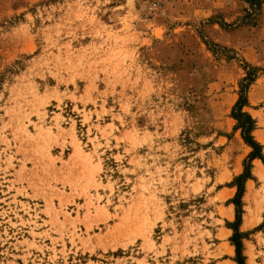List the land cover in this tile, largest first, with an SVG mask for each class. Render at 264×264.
<instances>
[{"label": "rangeland", "instance_id": "obj_1", "mask_svg": "<svg viewBox=\"0 0 264 264\" xmlns=\"http://www.w3.org/2000/svg\"><path fill=\"white\" fill-rule=\"evenodd\" d=\"M247 1L0 0V264H264Z\"/></svg>", "mask_w": 264, "mask_h": 264}, {"label": "trees", "instance_id": "obj_2", "mask_svg": "<svg viewBox=\"0 0 264 264\" xmlns=\"http://www.w3.org/2000/svg\"><path fill=\"white\" fill-rule=\"evenodd\" d=\"M252 8V13H255L256 9L261 7L264 3V0H248L247 1ZM253 83L252 74H249L248 77L244 79V82L242 83V90H241V97L237 104L235 105V108L233 110V118L238 123V128L242 130V135L245 140V142L253 149V152L251 154L250 160H254L258 157H260L259 150H261V146L255 141L254 137L252 136V132L254 130L255 121L253 118L247 114L244 113V108L249 105L248 103V96L247 92L250 87V85ZM249 178V171H245L243 175H241L238 179V185H239V193L238 198L240 199L243 190H244V183ZM237 255H238V264H244L243 262V256H242V248L241 244L237 242Z\"/></svg>", "mask_w": 264, "mask_h": 264}]
</instances>
